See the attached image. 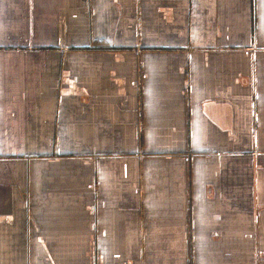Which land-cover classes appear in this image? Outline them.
Masks as SVG:
<instances>
[{
  "label": "crops",
  "instance_id": "0c3cea01",
  "mask_svg": "<svg viewBox=\"0 0 264 264\" xmlns=\"http://www.w3.org/2000/svg\"><path fill=\"white\" fill-rule=\"evenodd\" d=\"M0 264H264V0H0Z\"/></svg>",
  "mask_w": 264,
  "mask_h": 264
}]
</instances>
